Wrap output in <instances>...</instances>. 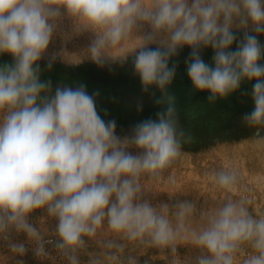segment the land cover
<instances>
[{
	"label": "clouds",
	"instance_id": "clouds-1",
	"mask_svg": "<svg viewBox=\"0 0 264 264\" xmlns=\"http://www.w3.org/2000/svg\"><path fill=\"white\" fill-rule=\"evenodd\" d=\"M65 18L74 35L91 34L81 57L103 66L134 56L144 91L155 86L166 96L176 74L169 61L184 46L192 50L187 74L197 90L211 93L210 101L254 80V109L242 120L257 129L251 142L264 144V45L258 39L264 0H0V54L14 61L0 66V241L8 251L26 255V243L12 239L23 234L36 258H53L51 245L66 264H82L85 253L83 264H139L124 255L129 245L166 251L170 264H264V214L250 211L248 198H234L241 181L236 166L208 174L215 188L233 194L213 207L146 198L147 185L163 183L183 154L171 98L156 120L118 136L116 122L97 112L98 93L89 95L81 84L57 86L53 95L51 81L40 80L37 62ZM208 47L214 67L200 55ZM58 56L67 53L51 54L49 68ZM167 182L175 184L171 176ZM37 210L55 221V238L46 239L30 222ZM91 241L100 252L87 251ZM182 245L199 254L181 259Z\"/></svg>",
	"mask_w": 264,
	"mask_h": 264
},
{
	"label": "rangeland",
	"instance_id": "rangeland-1",
	"mask_svg": "<svg viewBox=\"0 0 264 264\" xmlns=\"http://www.w3.org/2000/svg\"><path fill=\"white\" fill-rule=\"evenodd\" d=\"M236 35L238 39L243 37L242 32H237ZM90 39L91 34L74 35L71 20L65 18L61 23L46 54L37 62L40 68V80L51 81L53 95L57 86L73 85L78 87L83 84L87 91L107 90V98H110L111 91L135 90L137 87L143 86L140 77L135 73L134 56H129L125 61L109 60L103 66L95 64L91 59L81 57L80 54L87 47ZM258 39L264 45V34H260ZM236 46L234 42L231 50L234 51ZM150 47H155V45ZM191 51V48L184 46L169 61V67H172L173 64L176 65V74L173 80L187 83V85L192 84L185 63L189 59ZM61 52L67 53V57L58 56L49 68L48 61L51 54ZM200 55L205 63L214 67V52L211 47L202 48ZM13 62L11 55L0 54V66L11 65ZM260 63L264 64L261 61ZM151 88H155V86ZM197 91H194L193 97L205 94V91ZM236 93L234 91L231 95ZM98 104L96 103L97 112L101 118L106 122L109 120L116 122L118 136H130L131 130L136 124L147 119L156 120L157 113L165 111L168 107V104H156L151 107H142L139 112H136V106L131 101H126L122 109L113 104H99L100 106ZM184 105L186 104L177 103L174 105L178 129L184 133L181 145L183 154L165 172L163 183L147 185L146 198L154 204L174 203L176 200L186 199L195 201L198 209L213 207L226 195L233 194L215 188L208 179V174L229 164L236 166L241 173L240 185L234 198L241 195L248 198L251 201L250 211L257 215L264 214V144L251 142L256 138L257 129L248 126L242 120L244 114L253 111L254 104L249 101L244 92L238 93L232 104L225 103L224 107L212 108L211 111L214 113H211L210 117L208 116L209 121L204 119L203 115L201 116L208 111L205 106L189 105L183 109ZM260 135L264 136V129L260 130ZM130 151L136 154L138 150L132 148ZM169 176L174 178L175 184L167 182ZM169 192H173L175 195L170 198ZM30 222L37 225L46 239L55 238L53 236L55 221L47 219L43 210L35 211L30 216ZM12 239L14 242H25L29 251L24 257L16 258L8 251L6 243L0 241V264H16V259H23L24 264H66V261L56 255L51 245L47 247L53 258L40 260L33 255L32 245L27 244V239L23 234H13ZM87 251L98 253L101 249L94 241H91ZM177 251L181 259L194 258L199 254V250L191 246H179ZM124 255L136 256L139 264H145V262L147 264H170L171 260V256L166 251L145 249L135 245H129L125 249ZM81 260L82 264L87 260L86 253L82 254Z\"/></svg>",
	"mask_w": 264,
	"mask_h": 264
},
{
	"label": "bare ground",
	"instance_id": "bare-ground-1",
	"mask_svg": "<svg viewBox=\"0 0 264 264\" xmlns=\"http://www.w3.org/2000/svg\"><path fill=\"white\" fill-rule=\"evenodd\" d=\"M245 82H246V80H245ZM241 85H242V83H241ZM67 87L76 88L73 85H67ZM196 90L197 89L194 87L193 84L187 85V83H183V82L181 83L178 80H173L171 85L167 89L166 96L162 95V93L159 91V89L154 90L152 88H149L148 91H144L143 86L137 87L135 90L119 89L117 91H111V97L110 98H107V90L104 91V90L96 89V90H88V91L86 90V91L88 92L89 95H92L93 93H98V95L94 96V99H95L96 103H99L100 105L113 104V105H116L117 108L122 109L124 107L123 104L126 101H131L136 106V112H139L142 107L146 108V106L151 107V105H156V104H168L169 98H171L172 103L174 105H176L177 103H182V104L187 105V102H184L181 99V96H183L182 94L185 95V98L187 100H190L191 98H193V96H194L193 93ZM181 91H184V92L181 93ZM229 95H231V94H229ZM158 100H161L162 102L157 103ZM187 100H185V101H187ZM226 101H227V99H226ZM225 102H224V104H225ZM243 104L246 105L245 103H243ZM159 108H160V106H159ZM215 112H218V111H215ZM208 113L211 114L214 112H212L211 110L206 111V113L201 114V116L203 115L204 119H208V121H209L210 120V118H209L210 114H208ZM152 116H154V115H152Z\"/></svg>",
	"mask_w": 264,
	"mask_h": 264
},
{
	"label": "flooded vegetation",
	"instance_id": "flooded-vegetation-1",
	"mask_svg": "<svg viewBox=\"0 0 264 264\" xmlns=\"http://www.w3.org/2000/svg\"><path fill=\"white\" fill-rule=\"evenodd\" d=\"M261 62L264 63V58L261 59ZM254 83H255L254 80L253 81L246 80V83H245V80H244V83H242V85L236 90V92H237L236 94H234V95H228L227 97H224V98L217 97L214 101H210L209 100V96L211 95V93L208 90H203V91H205V94H203L201 96L199 95V97H193L190 100H187L185 98V95L182 94L183 95V96H181L182 101L187 102V105H184L183 108H186L189 105H192V106H195V107H197L198 105H200V106H205L208 111L209 110H213L212 108H214V107L215 108L216 107L217 108L224 107V105H222V104H224V102L226 101V99H227V101L225 103H228V105H230V103L232 104L233 101H234V99L236 98V95L238 93H242V92H244L245 95H246V97L249 99V101L254 104L253 99H252V96H251L252 87H253ZM246 87H249L248 88L249 90ZM152 89L158 90L157 88H152ZM198 91L202 92L201 90H198ZM183 92L184 91H181V93H183ZM185 100H187V101H185ZM208 114H210V113H208Z\"/></svg>",
	"mask_w": 264,
	"mask_h": 264
}]
</instances>
